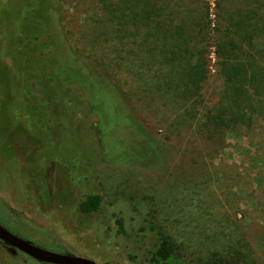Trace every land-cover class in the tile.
I'll return each mask as SVG.
<instances>
[{
	"label": "rangeland",
	"instance_id": "1",
	"mask_svg": "<svg viewBox=\"0 0 264 264\" xmlns=\"http://www.w3.org/2000/svg\"><path fill=\"white\" fill-rule=\"evenodd\" d=\"M116 2L62 0L66 29L74 24L75 35L91 39L96 49L110 54L111 44L87 32L92 20L106 27L109 17L115 18ZM193 2L197 9L209 7L213 26L216 0ZM254 5L258 7L252 0H228L226 9L234 12ZM214 48L205 50V105L218 100L223 86ZM36 59L43 68L46 61ZM111 67L95 71L115 82L113 77L124 71L115 73ZM10 78L0 60L1 225L45 249L98 263L152 264L155 239L162 235L176 256L170 264H264V116L254 117L249 128L243 125L205 137L174 102L172 88V101L163 100L172 110L155 135L164 149L162 167L143 169L135 162L113 163L100 153L92 118L79 113L67 130L51 132L52 154L48 149L38 157V172L45 177L38 184L28 168L36 145L22 133L16 137L19 126H14L4 105ZM46 96L47 109H55ZM148 115L151 126L154 117ZM11 139L16 141L4 142ZM89 193L101 195V207L82 215L78 204ZM0 264L35 263L0 250Z\"/></svg>",
	"mask_w": 264,
	"mask_h": 264
},
{
	"label": "trees",
	"instance_id": "2",
	"mask_svg": "<svg viewBox=\"0 0 264 264\" xmlns=\"http://www.w3.org/2000/svg\"><path fill=\"white\" fill-rule=\"evenodd\" d=\"M193 1L117 0L115 18L109 17L106 27L92 20L87 32L111 44L106 54L91 39L75 35L74 24L66 29L62 0H0V60L11 76L4 105L19 126L16 137L26 135L36 145L28 166L36 183L45 178L38 172V157L48 149L52 154L51 132L67 130L79 113L92 118L100 153L113 163L135 162L143 169L162 167L164 149L155 135L172 110L163 101H172V88L174 102L205 137L249 128L254 117L264 116V2L252 0L257 8L232 12L226 9L228 0H216L211 26L209 7L197 9ZM210 45L223 86L218 100L205 105V50ZM36 58L46 61L42 70ZM104 66L124 73L113 82L96 73ZM47 94L53 110L47 109ZM148 114L154 117L151 126ZM101 203V195L89 193L78 209L82 215L94 214ZM175 259L168 238L158 235L152 264Z\"/></svg>",
	"mask_w": 264,
	"mask_h": 264
},
{
	"label": "water",
	"instance_id": "3",
	"mask_svg": "<svg viewBox=\"0 0 264 264\" xmlns=\"http://www.w3.org/2000/svg\"><path fill=\"white\" fill-rule=\"evenodd\" d=\"M0 241L7 243L13 248L19 250L25 255L42 262L52 264H111V263H98L92 259L74 256L69 254H60L42 249L33 245L29 241L14 235L9 230L0 225Z\"/></svg>",
	"mask_w": 264,
	"mask_h": 264
},
{
	"label": "flooded vegetation",
	"instance_id": "4",
	"mask_svg": "<svg viewBox=\"0 0 264 264\" xmlns=\"http://www.w3.org/2000/svg\"><path fill=\"white\" fill-rule=\"evenodd\" d=\"M0 225H1V224H0ZM1 226L4 227L5 229L9 230V231H10L11 233H13L14 235H16V236L22 238L23 240H25V241H29V242H31L33 245L38 246V247H40V248H42V249H45V248H43V247H41V246H39V245H36L33 241L29 240L28 238H25L24 236H22V235H20V234H18V233H15V232H13V231H11V230L8 229L7 227H5V226H3V225H1ZM0 250H2L3 252H6L8 255H11V256H16V257H18V258H19V256H20L21 258H24V259H26V260H30V261L34 262L35 264H52V263H47V262H42V261L35 260V259H33V258H31V257H29V256H27V255H25L24 253L20 252L19 250L13 248L12 246L8 245L7 243L2 242V241H0ZM45 250H48V249H45ZM48 251L55 252V251H52V250H48ZM55 253H59V252H55ZM60 254H66V253H60ZM69 255H72V254H69ZM74 256H76V255H74Z\"/></svg>",
	"mask_w": 264,
	"mask_h": 264
}]
</instances>
